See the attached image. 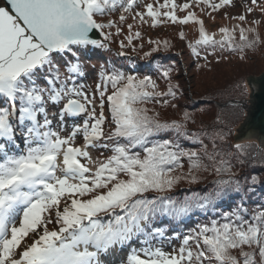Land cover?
Returning a JSON list of instances; mask_svg holds the SVG:
<instances>
[{
	"label": "snow or ice",
	"instance_id": "snow-or-ice-1",
	"mask_svg": "<svg viewBox=\"0 0 264 264\" xmlns=\"http://www.w3.org/2000/svg\"><path fill=\"white\" fill-rule=\"evenodd\" d=\"M140 3L2 0L0 264H264V205L244 206L247 194L233 171V161L244 165L259 157V145L239 141L218 119L189 131L197 122L187 111L180 119H161L146 107H178L171 67L157 64L154 79L132 74L136 68L112 57L88 63L98 50L112 51L129 16L133 23L115 53L129 62L128 49L135 53L132 41L141 38L133 32L137 22L150 21L153 28L195 23L199 38L188 44L195 58L200 49L217 46L243 53L259 39L249 40L254 29L240 25L219 28L217 39L195 12L176 15L200 5L201 12H216L233 0H149L143 11L136 10ZM251 5L264 12L258 0ZM242 6L244 13L232 19L243 22L254 10ZM149 44L140 59L169 47L167 41ZM89 78L94 87L81 82ZM158 79L167 82L165 90ZM167 133L172 136L164 138ZM202 172L217 179L180 198L175 189L182 182L199 184ZM258 182L256 176L247 180ZM225 197L231 211L176 231L194 215L213 212ZM165 221L167 228L158 226ZM174 240L178 246L166 251Z\"/></svg>",
	"mask_w": 264,
	"mask_h": 264
},
{
	"label": "trees",
	"instance_id": "trees-1",
	"mask_svg": "<svg viewBox=\"0 0 264 264\" xmlns=\"http://www.w3.org/2000/svg\"><path fill=\"white\" fill-rule=\"evenodd\" d=\"M262 1V0H261ZM218 2V0H217ZM163 3V2H162ZM204 5H200L199 7L193 6L190 9L181 12L179 9H177L176 15L178 17H183L187 14V11H193L196 13L197 17L202 19L204 21V26H209L211 21L213 22L216 20L215 17L219 18L221 16V12L216 11L212 12L211 9L205 8L204 12H201V8H203ZM226 8V7H225ZM256 9V8H255ZM223 10V8H222ZM258 12H262L260 9H257ZM118 13V12H117ZM117 13L112 18H117ZM133 23L131 17L129 16L128 20L125 22V24L122 26V36L114 37L113 43H111L110 47L112 49L111 52H105L104 50H98V54L96 55H90L88 59L89 65H92V62L99 61V64H106L110 62V57L121 60L125 65H127L128 68H136L137 71L135 75L144 76V75H151L155 79V68L157 64H163L164 66L171 67L173 70L177 68V64H181V66L184 68V75L185 77L189 78L190 72L185 66V62L188 59L189 63H201L202 59L206 60L205 62H209V67L216 66L218 68H221L220 65L222 62H227L228 66L225 69H221V77H220V83L215 84L212 82V86H206L201 92L193 90L192 93H188L185 89H183L179 82L175 81V84L179 85L178 89V99L175 101L178 104V107L176 109L168 108V109H162L157 105L148 104L146 107L148 108H155L156 111L160 112V118L161 119H180L182 113L184 111H187L191 114L192 118L197 122L196 124H189V131H196L200 127V123L203 122L204 124H210L214 120H220L223 125H227L229 127H232L234 131L240 127L243 120L246 116V110L245 108L239 104L241 101H243L246 98V94L249 92L250 95V89L247 87V81H245L243 78L240 79L242 76L246 75H253L259 74V70L257 69V65L255 62L252 61V59H236V56H234V53L237 51H231L228 48H220L217 46V52L219 53L218 56H212L209 53L205 54V51H208L211 47L207 48L206 50L200 49V54L203 55V58H195L191 55V50L188 48V44L190 41L194 42L196 39L199 38V31L196 29L198 25L195 23H189L186 25L181 24H170L164 23L161 24L164 29L166 30L167 27L172 28H178L182 29L183 31L186 29L188 33H184V38L181 39L180 35H174L172 38L170 36L166 37L164 33L162 35H157L156 37L151 36V32L158 31V27H151L150 21L147 24H140L136 23L133 26V32L140 31L141 38L136 40L134 39L132 41L133 46L137 48V51L135 53L131 52V49H128V52L132 58V61L129 62L127 58H120L115 57V53L119 50L118 48V41L124 39V36L127 35L128 29L126 24ZM138 27L136 28L135 25ZM168 26H167V25ZM194 28V30H191V28ZM243 28L246 29L244 26ZM191 30V31H190ZM113 31H115L113 29ZM178 31V30H176ZM175 31V32H176ZM146 34V35H144ZM175 34V33H174ZM236 35V33H235ZM248 39L254 40L251 37V34L249 32ZM147 37L149 39H147ZM166 38L168 39L169 47L168 49L161 50L157 53H153L152 57H149L147 60L140 59V56L143 55V52L150 51L151 47L153 45L149 44V41H165ZM144 40V41H143ZM147 40V43H143ZM240 40H238L237 36H235V43H239ZM125 43H127L125 41ZM141 45L143 47H141ZM258 44H256L257 46ZM262 45V44H261ZM260 48H264V46H261ZM183 50H180L179 48L176 50V47H180ZM255 46V47H256ZM258 49L254 50L257 51ZM253 50H250L251 53H254ZM253 54V55H254ZM205 55L207 56V59H204ZM249 58V56H248ZM256 59V58H255ZM258 61V60H257ZM235 63V64H230ZM97 65V64H96ZM192 65V64H191ZM98 66V65H97ZM186 72V73H185ZM248 72V73H247ZM183 75V76H184ZM178 77V76H177ZM176 76H172V78H177ZM179 78V77H178ZM165 80L158 79L157 82H163ZM204 84V83H203ZM209 83L204 85H209ZM248 89V91H247ZM163 91V90H161ZM227 103L225 106H221L222 104ZM211 115L213 114L212 118L209 119V121H202L200 116L201 115ZM237 133V132H236ZM164 138H170L172 136V133L162 134ZM242 142H246L248 144H251L253 146L258 145L256 141L254 140H243ZM185 147H193V145L185 142ZM260 150V156L257 157L254 161H248L244 165H239L235 161H233V164L235 165L233 168V171L237 173V178L241 181V184L243 185L244 193L247 195L244 196V206L249 208V210L256 208L259 205H264V163L261 161L264 160V150L259 148ZM252 151H255V147L252 149ZM186 170V167H185ZM200 177V183L189 185L187 183H181L175 191L180 195V198H183L184 195H192L193 193H199L200 189L205 188L207 186H210L214 180L217 179V177L214 174H211L210 172H202L198 174ZM252 176H256L258 178V183L255 185L247 183V180H250ZM203 194V193H200ZM230 195H235L231 194ZM239 198L236 199V203H239ZM218 204H220V207L216 208L213 212L204 214L201 213L198 216H193L191 220H185L184 225L185 227L177 228V232H187L192 228H195L197 223L199 222H206L209 219H218L221 214L224 212L231 211V208L229 205L228 197H225L223 201H218ZM175 223V222H174ZM162 228H167L168 224L167 221H165L162 224L158 225ZM173 246H178V240L173 241Z\"/></svg>",
	"mask_w": 264,
	"mask_h": 264
},
{
	"label": "rangeland",
	"instance_id": "rangeland-1",
	"mask_svg": "<svg viewBox=\"0 0 264 264\" xmlns=\"http://www.w3.org/2000/svg\"><path fill=\"white\" fill-rule=\"evenodd\" d=\"M147 2H149V0H142V3H140L138 5L136 10L142 11L143 10V3H147ZM160 2L162 3L163 0H160ZM185 2H187V0H176L177 4H183ZM244 3H247L249 7H253L254 8L253 12L247 14L246 20L243 22L236 20V19H232V17L239 16L240 14L244 13V8L242 6ZM258 3L260 4L261 7H264V0H262V1L258 0ZM255 8L256 7L251 5V0H233V6L223 8V10L221 9L220 10V12L222 13L221 16H219V18L215 17L216 20H214L213 22L211 21L209 26H205V29L207 32L215 33V34L217 33L218 35H220L218 32V29L221 27H227L229 29H233L236 25H240L241 27L245 26L246 29H254V31L250 32V34H251V37L253 39H257V38L259 39L258 45L254 48H245L243 53H241L238 49L234 53V56H236V59H241L242 56H243L242 60L243 59H250V60L252 59V61L255 62V64L258 67L257 68L259 70L258 75L253 74V75H246V76L240 77V79L241 78L245 79L244 83H245V81L248 80L249 77H258L259 75L264 73V48H260L261 44H262L261 46H264V12H258L257 9H259V8H256V9ZM226 16H227V18H226ZM254 20L259 21V23L258 24L252 23V21H254ZM168 24H170V23H168ZM126 26H127V24H126ZM163 26L162 25L157 26L158 31H156V32L153 31L149 34H151V36H153V37H156L157 35H162V33H164L166 35V37L170 36L172 38L174 35L176 36V35L180 34L181 32L186 31L185 33H188V31L186 29L183 31L182 29H178L175 27H172L169 29L167 27V29L165 30ZM135 27L137 28L138 24H137V26L135 25ZM194 27H196V29H198L197 26H194ZM176 30H178V31H176ZM191 30H194V28L192 27ZM235 33H236L235 36H237V38L239 40V36H240L239 35V29H236ZM247 34H249V33H247ZM122 35L123 34H121V36ZM144 35H146V34H144ZM216 38L219 39L220 36H216ZM147 39H149V38L147 37ZM163 39H165V41H167V42L170 41V40L168 41V39H166V38H163ZM147 42L148 41L145 40V42H143V43H147ZM190 42H192V41H190ZM178 48L180 50H183V49H181V46L176 47V50ZM217 49H218L217 47L216 48H210L208 51H205V54L211 53L212 56H218L219 53L216 51ZM256 49H258V50L254 51ZM250 50H253L255 52V54L251 53ZM248 56H249V58H248ZM200 57L203 58V55L200 54ZM205 61L206 60L202 59L200 64L196 63L193 65V63H189L188 59L186 60L185 66L188 69V71L190 72L189 78H187V76L185 77L184 68L181 66V64L178 63L177 68L174 69L172 72V76L173 75L176 77L178 76L179 78L178 77L175 79L172 78V82L175 84V81H177V82L181 81V83L179 82L180 86L183 89H185L188 93H192L193 90L201 92L206 86H209V87L212 86L211 85L212 82H214L215 84H218V83L221 84V82H220V77H221V72H222L221 69L227 68L228 63L222 62L220 65H218L221 68H218L216 66H213L212 68L211 67L208 68L210 61L209 62H205ZM99 63H100L99 61L92 62V64H97V65H99ZM230 64H235V63H230ZM197 65H199L200 67H197ZM81 82L84 83L85 85L92 86V87H94V84H95V81L92 78H89L88 80H82ZM209 82H210L209 85H204V84H207ZM157 83L160 87V90L166 89V86H167L166 81L157 82ZM247 87H249V86L247 85ZM247 91H248V89H247ZM249 97H250V95L248 92L246 94V98L243 101H241L240 103L248 104ZM225 105H227V103L222 104L221 106H225ZM212 116H213V114H211L210 116L203 114L200 116V118L202 121L207 122V121H209L210 118H212ZM95 155H97V154L93 153L94 157H95ZM171 248H172L171 245L165 246L166 251H170Z\"/></svg>",
	"mask_w": 264,
	"mask_h": 264
},
{
	"label": "water",
	"instance_id": "water-1",
	"mask_svg": "<svg viewBox=\"0 0 264 264\" xmlns=\"http://www.w3.org/2000/svg\"><path fill=\"white\" fill-rule=\"evenodd\" d=\"M247 84L250 89L248 104L239 103L244 106L246 116L236 132L239 141L254 140L264 150V73L249 77Z\"/></svg>",
	"mask_w": 264,
	"mask_h": 264
}]
</instances>
